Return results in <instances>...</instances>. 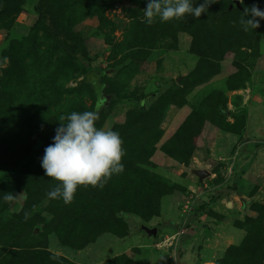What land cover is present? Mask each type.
Returning <instances> with one entry per match:
<instances>
[{"label":"rangeland","instance_id":"rangeland-1","mask_svg":"<svg viewBox=\"0 0 264 264\" xmlns=\"http://www.w3.org/2000/svg\"><path fill=\"white\" fill-rule=\"evenodd\" d=\"M128 1L0 0V264H264V20L239 24L264 0L152 25ZM73 111L126 155L66 205L41 160Z\"/></svg>","mask_w":264,"mask_h":264},{"label":"clouds","instance_id":"clouds-1","mask_svg":"<svg viewBox=\"0 0 264 264\" xmlns=\"http://www.w3.org/2000/svg\"><path fill=\"white\" fill-rule=\"evenodd\" d=\"M217 0H203L194 6V0H148L144 11L145 22L154 24L183 20L186 16L199 19ZM264 10L253 3L243 10L239 20L242 29L260 27ZM99 115L95 111H73L61 115L55 129L53 142L44 149L41 167L45 175L58 183L47 193L51 200H63L71 204L79 187L103 189L113 175L124 171L126 155L124 140L119 132L98 128ZM21 194L7 192L2 199L6 203L16 201Z\"/></svg>","mask_w":264,"mask_h":264},{"label":"trees","instance_id":"trees-1","mask_svg":"<svg viewBox=\"0 0 264 264\" xmlns=\"http://www.w3.org/2000/svg\"><path fill=\"white\" fill-rule=\"evenodd\" d=\"M44 24H45V18H44L43 15H40V14H39L38 19L33 23V25H32L31 28H30V33H34V32H36V31H37L40 27H42ZM86 71H87V68H83V72H86ZM104 99H105V97L103 96V93L100 92V94H99V99L97 98L96 103L99 102V101L102 102ZM96 103H95V104H96ZM94 106H95V105H94ZM94 110H96L95 107H94ZM232 247H233V246L230 245V246L227 248V250L224 252L225 255L219 259L218 264L224 263V262L227 260V257H228L227 255H229L230 250H231Z\"/></svg>","mask_w":264,"mask_h":264},{"label":"crops","instance_id":"crops-1","mask_svg":"<svg viewBox=\"0 0 264 264\" xmlns=\"http://www.w3.org/2000/svg\"><path fill=\"white\" fill-rule=\"evenodd\" d=\"M254 126H255L254 122H251V121H250V128H248L247 131H245V132L243 133V136H249L250 134H254V133H255V131H254V129H253ZM246 153H247V152H246ZM239 155H240V151L238 152V156H239ZM240 156H241V155H240ZM246 157H247V156H246ZM246 157H243L242 159L240 158V160H238L237 163H235V164L242 166V165H243V162H245V161H244V158L246 159ZM237 165H236V166H237Z\"/></svg>","mask_w":264,"mask_h":264},{"label":"water","instance_id":"water-1","mask_svg":"<svg viewBox=\"0 0 264 264\" xmlns=\"http://www.w3.org/2000/svg\"><path fill=\"white\" fill-rule=\"evenodd\" d=\"M123 5L125 6H130L131 3L128 1V0H123ZM247 97H245L244 100H246ZM227 205L230 206L231 205V202L228 201L227 202ZM146 233L150 234L151 236H156L157 234V228L156 227H153V228H146Z\"/></svg>","mask_w":264,"mask_h":264}]
</instances>
